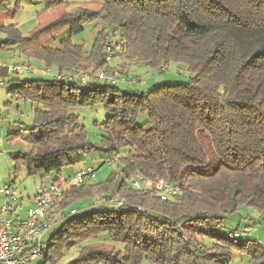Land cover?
Segmentation results:
<instances>
[{"label": "trees", "instance_id": "trees-1", "mask_svg": "<svg viewBox=\"0 0 264 264\" xmlns=\"http://www.w3.org/2000/svg\"><path fill=\"white\" fill-rule=\"evenodd\" d=\"M45 1L49 4L36 14L37 25L26 37L15 24L0 25V50L18 46L26 59L57 71L82 65L98 70L107 64L109 38L118 34L114 56L154 71L176 63L193 76L188 83L163 84L146 93L97 82L83 91L79 82L53 79L16 81L9 87L11 95L38 106L27 135L20 130L7 134V140L26 144V150L10 154L15 169L23 166L28 176L44 178L73 163V151L123 153L120 169L105 183L68 186L56 210L85 197L104 200L108 193L130 207L91 210L63 222L45 240L41 264H56L64 247L100 232L122 249L86 246L68 264H140L144 259L230 264L233 249L247 255V264H264V246L254 239L239 244L217 237L205 247L193 229L207 219L219 223L243 205L264 219V0ZM4 5L0 1V12ZM97 19L103 28L87 53L71 37L56 47L42 43L66 27L81 32ZM95 102L109 112L100 147L88 142L84 126L69 111ZM142 112L147 119L138 124ZM138 176L150 183L169 180L180 194L161 200L154 188L129 184Z\"/></svg>", "mask_w": 264, "mask_h": 264}, {"label": "rangeland", "instance_id": "rangeland-1", "mask_svg": "<svg viewBox=\"0 0 264 264\" xmlns=\"http://www.w3.org/2000/svg\"><path fill=\"white\" fill-rule=\"evenodd\" d=\"M4 1L5 7L2 12H0V25L7 26L10 24L17 25L20 32L23 35H28L29 32L34 29L37 25L36 14L42 11L49 3L45 0H0ZM19 4V5H18ZM18 5V7H17ZM103 26L100 19L95 22L85 23L83 25V30L78 33H71L70 28L66 27L60 30L53 37H49L43 40L45 46H58L59 42L63 39L71 37L72 42L75 44H82L84 53H87L97 34L102 30ZM108 31V29H105ZM115 38V39H114ZM111 37L109 40L114 44L117 41L118 34L116 37ZM4 39V34L0 32V40ZM108 40V41H109ZM108 44V43H107ZM114 52L111 51L110 60H107V64L101 68H105L109 71L111 75L116 77L124 78L127 80L136 79L135 84H129L126 81L122 82L120 79L115 84H108L111 86H116L121 90H125L129 93L138 92L146 93L149 90L159 86V85H170V84H185L190 82L193 76L187 67L177 65L176 63H170L168 66L164 67L162 72L154 71L150 67L146 66L143 62L129 64L128 61L122 59L118 56V48L114 47ZM104 57L106 58V47L104 52ZM26 59L21 53H19L18 46L13 47L12 50H4L0 52V62L5 64H16L22 63ZM33 62V61H32ZM35 63V61H34ZM128 64L127 68L123 65ZM80 65V64H79ZM52 68V67H50ZM70 68H76L81 73L91 74L97 69L93 70L91 65L89 66H72ZM115 68V69H114ZM159 69V68H158ZM157 69V70H158ZM3 71V69H2ZM52 71H57L52 68ZM3 75V74H2ZM1 75V76H2ZM3 78L10 77L13 80H34V79H52L49 75H39L35 72H30L27 74L15 73L9 75H3ZM6 79V80H7ZM79 87L81 90L86 91L89 88V83H80ZM16 97V111L17 116L12 130H20L22 135H27L29 129L33 124V113L38 107L35 103L30 102V100L19 101ZM25 103V105H24ZM69 111L78 117V122L84 126L87 133V140L90 144L100 147L101 146V136L105 135L102 129V123L106 120L109 112L105 110L104 104L102 102H95L93 105H76L69 109ZM147 119V114L142 112L137 118V123L141 124ZM15 151L26 150V144L22 143L21 139L14 140ZM119 154H123L121 151ZM118 155V159L120 155ZM107 155L96 149L89 151H73L70 155L74 160L73 163L60 168L59 170L52 171L49 175L41 178L39 175L28 176L25 172L23 166L17 167L15 169V164L11 161L10 157H7L9 163L8 177L6 178V184L10 186L13 193L18 197H22V206H20L17 211H14V216L20 215L25 217L26 211L33 207V198L36 194L37 189L46 185L52 180L57 178L60 179H71L76 171L84 170L86 168H93L96 171V176L92 179L86 181V185H96L99 183H105L114 171L120 169L117 161L107 164ZM114 155V154H113ZM112 155V156H113ZM5 158V157H4ZM153 183V182H152ZM151 183V184H152ZM60 209L51 222L49 228H47L43 235V240H47L54 232L58 231L61 224L69 220L73 216H79L81 214L90 212L91 210H100L103 208L114 209L111 204L105 203L100 197H88L84 199H79L76 201L69 202L66 206H60ZM72 210H75V214H72ZM195 226V238L197 241L205 246L210 247L215 239L226 238L233 240L236 243L243 244L248 238L254 239L261 245L264 246V219L260 218L258 214L247 206H239L237 211L232 214H228L221 222L217 223L214 219H207L205 223ZM239 226H243L245 234H241L237 237L230 238L228 233L233 230H237ZM188 228V227H187ZM191 228V229H192ZM90 247L94 250H121L122 244L120 242H115L110 239L106 232H100L96 237L89 240L81 241L73 245L72 247H64L62 254L59 257L56 264H68L75 258L79 256L80 250L83 247ZM247 255L233 249L231 251L230 264H247ZM41 261H35L32 264H40ZM140 264H155L153 262L142 260Z\"/></svg>", "mask_w": 264, "mask_h": 264}, {"label": "built area", "instance_id": "built-area-1", "mask_svg": "<svg viewBox=\"0 0 264 264\" xmlns=\"http://www.w3.org/2000/svg\"><path fill=\"white\" fill-rule=\"evenodd\" d=\"M113 50V43L109 40L106 45V60H110L111 51ZM6 67L10 74L30 72L40 73L42 75H49L53 80L63 81L68 83L82 82V83H110L115 84L119 79L123 82L124 78L111 75L105 68H100L94 73H81L76 68H69L66 71H52V68L43 64L26 61L16 64H5L0 62V86L4 85L1 78V69ZM163 67L158 70L162 72ZM129 84H135L136 79L127 80ZM137 83V82H136ZM118 161V155L114 154L108 157L107 164ZM96 176L95 169L89 167L84 170L76 171L71 179H59L50 182L48 185L40 186L36 191L34 204L32 208L27 209L25 217L14 216L13 201L16 197L9 185H4L0 188V194L3 197V203L0 206V264H32L40 260L43 262L48 244L43 240L44 232L50 227L54 216L58 213L56 208L58 202L61 200L64 190L70 185H80L86 183L88 179ZM129 184L136 189H152L157 191V195L161 200L170 199L177 194H180L178 186L173 185L168 181L157 180L151 184L149 181L138 176L131 177L128 180ZM104 202L111 204L115 209L129 208L126 200L117 196L106 194ZM72 210V214H75ZM244 227L239 228L237 232H229L230 237L245 234Z\"/></svg>", "mask_w": 264, "mask_h": 264}, {"label": "crops", "instance_id": "crops-1", "mask_svg": "<svg viewBox=\"0 0 264 264\" xmlns=\"http://www.w3.org/2000/svg\"><path fill=\"white\" fill-rule=\"evenodd\" d=\"M23 36H25V35H23ZM1 40H3V39H1ZM18 49H19V47H18ZM11 50H12V48H11ZM1 51H4V50H0V52ZM19 53H20V49H19ZM26 61H33L34 62V60L24 59V62H26ZM35 63H39V62L35 61ZM2 69H3V71H2ZM2 69H1V75L2 74L3 75H9L10 74L7 71L6 67H3ZM53 69L57 70L56 68H53ZM37 74L40 75V73H37ZM2 76H1V78L4 81V85L0 86V188L3 187L4 185H8L5 183L6 178L8 177L7 171H9V173H10V169H9L10 165L8 163L9 158L7 159V157H10L11 153L16 152L15 147H14L15 141L7 140V134L9 132H12V131H17V130H12V128L14 126L13 122H15L16 116L18 113L16 111L17 106H15L17 96L11 95L9 93L8 89H10L9 87L12 84L16 83V81H20V80H16V79L13 80L10 77H8L9 79L6 78L7 79L6 80ZM19 101L24 102L25 100L23 98L19 97L18 102ZM24 105H25V103H24ZM48 184H46V185H48ZM35 196H36V194H35ZM35 196H34V198H35ZM15 197H16V200L13 201V207H14V210L17 211V209L20 206H22L23 198L22 197L18 198L16 195H15ZM34 198L32 200L33 204H34ZM2 203H3V197L0 194V206ZM18 216L21 218L20 215H18Z\"/></svg>", "mask_w": 264, "mask_h": 264}]
</instances>
